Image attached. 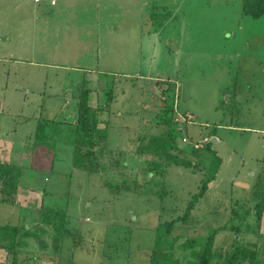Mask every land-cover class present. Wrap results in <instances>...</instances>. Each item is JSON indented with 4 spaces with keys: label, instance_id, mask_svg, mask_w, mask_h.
Listing matches in <instances>:
<instances>
[{
    "label": "rangeland",
    "instance_id": "1",
    "mask_svg": "<svg viewBox=\"0 0 264 264\" xmlns=\"http://www.w3.org/2000/svg\"><path fill=\"white\" fill-rule=\"evenodd\" d=\"M56 2L0 0V159L26 167L17 204L0 203V223L23 218L37 229L46 191V205L66 208L69 231L56 251L53 228L28 238L16 262L14 251L0 247V264H149L156 226L185 212L215 165L214 152L198 151L207 155L204 169L192 151L212 138L220 167L190 223L180 222L173 236L205 241L216 232L215 248L239 241L264 262V212L258 219L255 211L264 196V15H245L242 0ZM169 79L173 152L191 165L168 168L163 198L115 194L104 183L122 177L114 166L119 152L128 153L125 174L134 176L140 139L167 128L159 124L160 88ZM110 87L115 97L100 126H107L110 149L102 162L115 167L113 176L74 168L65 136L81 91L104 107ZM39 123L63 137L35 142ZM176 255L189 257L179 248Z\"/></svg>",
    "mask_w": 264,
    "mask_h": 264
},
{
    "label": "trees",
    "instance_id": "2",
    "mask_svg": "<svg viewBox=\"0 0 264 264\" xmlns=\"http://www.w3.org/2000/svg\"><path fill=\"white\" fill-rule=\"evenodd\" d=\"M242 11L245 15L251 17H260L264 15V0H242ZM160 83V82H159ZM162 84V83H161ZM164 86L161 87L165 107L159 119V124L166 125L164 132L159 134H151L149 140L143 143V136L140 139L136 148L134 165V176L125 174V170L129 169L131 159L128 158V153L119 152L120 157L116 159L114 166L120 167L122 170L117 171L122 175L121 179L108 178L105 179L104 185L115 194L122 191H132L139 194H156L163 198L168 194L166 189V177L168 168L171 165L186 166L191 165V160L181 158L180 155L173 152L175 147V125L177 119L172 114L174 108L167 105L168 97L166 94L175 86L172 80L164 81ZM90 90L85 88L81 91L77 102L76 112L77 119L73 125L68 124V133H65L66 140L72 144V165L76 169L90 173H98L104 171L106 174L112 175L115 167L111 163L104 164L102 157L109 149L107 142V126L101 127L100 113L109 109L110 104L114 100L113 88L110 87L106 91L107 102L103 106L94 107L89 103ZM171 112V114H170ZM55 120V119H54ZM66 124V123H65ZM63 137V130L48 133L39 123L34 135V140L37 143L49 142L50 138ZM203 149L207 152H214L215 165L210 167L205 173L201 181L199 191L188 202L185 212L176 218L166 220L156 226V239L148 251L149 264H241L246 261L249 264H264L257 256L250 257L243 249L242 243L234 241L229 250L215 248L213 234L209 235L205 241L198 238L186 237L181 241L183 235L175 234L173 231L179 223H190L192 211L209 189V184L215 179L217 171L220 167L221 159L213 149V142L208 140L201 148L193 147L192 151L199 154V150ZM199 162L203 164L205 169L206 164L204 159L207 155H198ZM133 169V168H132ZM26 167L23 165L11 163L0 159V203L15 205L17 204L19 187L22 185V180L25 176ZM139 174L142 175V180H139ZM50 192H43L42 202L39 208L41 213L39 220L42 225L37 229L30 228L28 224L23 223V218L15 223H0V247L14 251L15 262L18 256V249L26 247V240L30 237L40 238V235L46 234L50 228L54 230V249L58 250V240L69 231V216L65 207H53L46 205L43 201L44 195ZM52 194V193H51ZM23 209V208H22ZM28 211V210H25ZM256 213L258 219H262L264 212V196L256 205ZM228 225L220 226L227 228ZM236 231V230H235ZM238 231H236V234ZM42 247H46L42 240ZM181 253L186 252L189 257L186 261H182L180 256H177V249Z\"/></svg>",
    "mask_w": 264,
    "mask_h": 264
},
{
    "label": "built area",
    "instance_id": "3",
    "mask_svg": "<svg viewBox=\"0 0 264 264\" xmlns=\"http://www.w3.org/2000/svg\"><path fill=\"white\" fill-rule=\"evenodd\" d=\"M53 3H54V2H53ZM205 140H206V139H205ZM203 145H204V144H202V142H200V143H196V144H195V147H196V148H201V147H203Z\"/></svg>",
    "mask_w": 264,
    "mask_h": 264
},
{
    "label": "crops",
    "instance_id": "4",
    "mask_svg": "<svg viewBox=\"0 0 264 264\" xmlns=\"http://www.w3.org/2000/svg\"><path fill=\"white\" fill-rule=\"evenodd\" d=\"M52 1H54V3L52 2ZM51 3L52 4H56L57 2H56V0H51ZM68 112H66V114H67ZM55 120H57V117L55 118Z\"/></svg>",
    "mask_w": 264,
    "mask_h": 264
},
{
    "label": "water",
    "instance_id": "5",
    "mask_svg": "<svg viewBox=\"0 0 264 264\" xmlns=\"http://www.w3.org/2000/svg\"><path fill=\"white\" fill-rule=\"evenodd\" d=\"M212 141L216 142V141H217V139H216V138H212Z\"/></svg>",
    "mask_w": 264,
    "mask_h": 264
}]
</instances>
